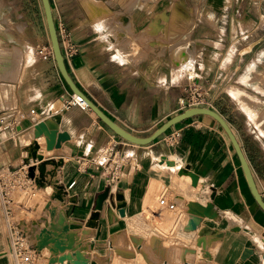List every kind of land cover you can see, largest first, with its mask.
<instances>
[{
  "label": "crops",
  "instance_id": "1",
  "mask_svg": "<svg viewBox=\"0 0 264 264\" xmlns=\"http://www.w3.org/2000/svg\"><path fill=\"white\" fill-rule=\"evenodd\" d=\"M170 1L150 6L157 0H50L57 30L67 28L79 50L73 57L65 56L70 78L112 121L145 138L185 111L179 102L185 96L187 74L193 71L207 92L209 108L221 114L235 132L264 199V127L256 128L252 118L257 108L264 110V0H201L203 6H183L176 0L173 6H165ZM45 48L50 50L51 42L41 0H0V118L9 126L0 132V168L28 170L50 161L47 171L55 172L53 179L46 178V189L28 177L33 185L31 196L41 193L43 199L30 208L24 206V217H18L15 208V218L28 226L37 222V233L44 229L51 222L45 206L53 194L47 182L58 181L68 192L67 199L77 198L75 204L66 201L65 206L51 201V208L58 210L55 221L62 213L64 225H70L64 243L71 235L76 240L74 248L88 246V264H97L90 254L93 244L94 252H109V246L116 252L133 251L134 259L126 262L115 253V260L139 264L141 244L132 242V236L145 242L148 235H156L148 220L159 221L151 204L162 195L176 202L173 218L166 223L172 242L166 248L160 244L163 239L156 238L141 264H264V212L251 195L228 136L212 117H192L146 146L128 143L91 109L63 108L74 93L54 57L42 58L39 49ZM245 99L255 101L257 108L243 109L249 105ZM235 113L244 116L247 130L245 126V130L235 129ZM40 121L71 139L47 151L46 141L42 148L39 138L38 154L44 159L27 163L34 126ZM174 129H181L182 135L177 145L170 146L165 137ZM108 148L114 149L111 156L105 155ZM118 156L126 163L117 168ZM187 167L198 176L196 187L190 176L178 173ZM73 181L76 185L70 190ZM108 187L111 195L105 209L87 228L97 196ZM119 193L124 197L125 217L116 208L108 209ZM191 203H211L217 219H201L193 207L201 223L196 230L189 229ZM68 205L72 213L66 217ZM204 227L218 232L205 238L210 258L196 244ZM84 230L88 234L83 235ZM42 254L44 264H49L48 247ZM111 259L110 264L114 263ZM0 264H16L1 192Z\"/></svg>",
  "mask_w": 264,
  "mask_h": 264
},
{
  "label": "water",
  "instance_id": "2",
  "mask_svg": "<svg viewBox=\"0 0 264 264\" xmlns=\"http://www.w3.org/2000/svg\"><path fill=\"white\" fill-rule=\"evenodd\" d=\"M45 18H46V23L49 31V36H50V42H51V49L53 53V57L55 59V62L57 64V67L64 78L65 82L68 84V86L71 88L74 94L83 96V94L76 88L74 85L72 79L70 78V75L67 71L66 64H65V57L62 52L60 40H59V35H58V30L55 24L53 12H52V7H51V2L50 0H41ZM84 97V96H83ZM85 98V97H84ZM89 109H91L97 116L98 118L112 131L114 132L115 135L118 137L122 138L124 141L137 145V146H146L163 136L167 131H169L172 127L192 118L195 116L199 115H207L212 117L224 130L226 135L228 136L234 151L238 157V160L240 162L244 177L246 179L248 188L251 192L252 197L254 198L256 204L264 212V199L262 198L261 193L258 190V187L255 182L254 175L252 173V169L250 167V164L244 154V151L242 149V146L233 131L232 127L228 123V121L218 112L215 110L208 108V107H194V108H188L181 114H178L165 122L162 126H160L153 134H151L148 137L141 138L137 137L123 128H121L119 125H117L114 121H112L108 116H106L101 110H99L94 104H92L87 98H85ZM34 141L31 143V146H29L28 149V155H27V163H29L30 160H33L34 162L43 161V156L38 154V150L40 149V145L38 143V139L41 138L42 136L45 137L46 141V150L47 151H52L54 149H59L62 147V143L69 141L71 139L70 135H68L65 132H60L57 129H53L48 125L46 121H40L34 126ZM53 161V160H52ZM52 162L47 161L39 164L37 167L36 166H31L28 168V176L30 179L34 180L35 183L39 188H44L46 187L45 181L48 176L53 179L55 177V172L54 171H47V165L51 164ZM168 166H171V163H167ZM38 169L39 175H36V170ZM179 175H186L190 176L192 179V186L196 187L198 185V176L193 174L192 172L189 171V167L183 168L179 170ZM48 185L52 186L53 188V194L50 196V200L52 201H57L61 203L63 206H65L66 201H68L70 204H75L77 202V198H68V192L65 190V187L63 185H59L58 181L53 182L48 181ZM110 188H106L104 192L100 193L95 202V213L91 217V220H89L86 223L87 228H92V221H97L99 218V213L102 212L105 209V203L109 200L110 198ZM114 198V199H113ZM108 206L109 211H112L114 208H116L117 212L121 217L126 216V208L124 205V197L121 193L115 195L113 197ZM213 198V196H212ZM116 202H115V201ZM193 207H197L198 213H200L201 219L203 217H208L211 219H217V214L214 213L213 206L211 203H208L206 206H202L200 204L196 203H191L189 204L188 208V213L191 215V218L189 220L188 228L191 230H196L198 226L201 223L200 220H196L195 218L197 214L195 211H193ZM46 210H49L50 213V219H51V224L49 225L48 223L46 224V228H44L42 231H40L37 240V250L38 252H41L44 247H48L49 252L51 253V256L49 258V264H68L69 259L74 260L75 256H77L80 260H82L83 264H88L87 259H82L80 256V252L76 251V248H74L75 244L72 246L69 244L64 243V235L70 231V225L66 224L64 225L65 221L62 218H57L56 216L58 213V210L56 208H51V202H48L45 206ZM108 211V212H109ZM72 213V206L68 205L65 210V215L66 217H69L70 214ZM57 225H60L62 227L61 230L58 228ZM58 230L61 231V235H59ZM87 231H84L83 233L86 234ZM210 233H215V235H218L216 232H213L209 227H204L202 230H200L198 234V239L196 241V244L198 247H201L204 253L205 257H209L210 255L207 252L208 245L210 244L207 242L205 239L206 236ZM66 251H70L69 254H65ZM73 252V253H72Z\"/></svg>",
  "mask_w": 264,
  "mask_h": 264
},
{
  "label": "built area",
  "instance_id": "3",
  "mask_svg": "<svg viewBox=\"0 0 264 264\" xmlns=\"http://www.w3.org/2000/svg\"><path fill=\"white\" fill-rule=\"evenodd\" d=\"M58 35L64 57L75 56L79 50L76 44L73 42L70 32L67 30V28L63 26L59 27ZM39 53L42 55L44 60H48L53 56L51 49H39ZM179 103L180 107L185 110L194 107L209 108L207 92L196 82V75L193 71H190L187 74L185 96L180 100ZM72 107H78L82 110L89 109L85 98L76 94L72 95L71 98L65 100L63 103L64 109H69ZM31 113H34V111ZM7 127L9 126H5L4 121L0 118V132ZM181 135V129H174L165 137V142L170 146H175L179 143ZM113 151V148H108L105 150V155L109 154L111 156ZM118 167L120 166L117 165V168ZM115 176H112L111 181H114ZM28 177V170L24 167L18 170L0 168V192L4 205V214L8 223L12 255L16 261V264H44L45 256L42 254L43 250L38 252L36 248L38 243L37 237L40 233V231L37 233L36 230L38 223H31L30 227L24 220H18V218H15L14 199L10 197V194L15 193L16 191L30 192V189H32L33 185L31 183L32 181ZM75 185L76 181H73L68 186V189H73ZM159 204L162 207L168 209L170 212L176 210V204L174 202H170L165 197L160 198ZM47 223L48 222H46V224ZM48 224L50 225L51 222Z\"/></svg>",
  "mask_w": 264,
  "mask_h": 264
},
{
  "label": "rangeland",
  "instance_id": "4",
  "mask_svg": "<svg viewBox=\"0 0 264 264\" xmlns=\"http://www.w3.org/2000/svg\"><path fill=\"white\" fill-rule=\"evenodd\" d=\"M90 1L92 2V0H89V2ZM97 1H101V0H97ZM181 1H182L183 6H191V5H194V6H203L202 5L203 2H201V0H197V1L196 0H192V1L188 0V3H190V5L185 0H181ZM159 2H160V0H157V2L154 5L151 4L150 6H160L159 5L160 4ZM174 2H176V0H171L170 3L166 4L165 6H173ZM90 6H92V5H90ZM245 101H247V100L245 99ZM247 102H245V103L247 104ZM245 106L246 105H243L241 107L243 109L250 110V108H248V106H246V107ZM228 111H229L230 114H232V109L231 108H229ZM256 112H259V113L262 112L261 115L259 116L260 118H258L262 122L259 121L258 119H257L258 121L257 120L254 121V123L255 122H258V123H255L257 125L256 128H259V126L264 127V110L258 108L256 110ZM232 118L233 119H237V120H235L237 123L234 124V125H237L236 128H235L236 130H238L237 127L239 129L245 130V128L247 127V125L245 124V118H244V116L242 114L239 115V113H235ZM230 120H232V119L230 118ZM254 123H253V125H254ZM244 126H245V128H244ZM246 130H247V128H246ZM259 130H261V129H259ZM239 135H242V133L239 132ZM122 158H123L122 156L121 157L118 156V157L115 158V162L118 163L119 166H122V163L123 164L126 163V161L125 160H122ZM10 197H12L15 200L14 207L16 209H18V213H19L18 214V217H24L25 216V211L22 209V208H24V206L27 205L30 208V206L33 204L34 201L36 202V200H38L37 202H40L43 199V197H39L38 198V196L32 197L31 194H30V192H28V191H19V192L16 191V194L15 193H11L10 194ZM160 198H162V195L157 196L156 197L157 201H154V203L151 204L152 207H153V209L155 210L156 214L160 217L159 221L155 220L153 222V220L151 218L148 220L149 221V224H150V231L154 232L156 235L152 236L151 238L149 237V235L147 236L148 240L150 238V242L149 243H147V238H146V240L144 242V240L142 238H138V237L132 236L133 242L136 239H139L140 240L141 243L140 242L139 243L138 242L136 243V241H135V243L136 244H141L140 251L141 250H143V251L139 252V254L140 255L143 254L142 256L145 255L146 259H147V256H148L147 255L148 254L147 252H149L150 251L149 248H151L150 245H153L154 243H156V238L159 239L161 237L163 239V241L160 242V244H162V246L163 247H166V248L169 246L170 242H172V240H171L172 238L168 234V232H169L170 229L168 230V227H167L168 225L167 224H168V220L170 219V217L173 218L172 216L174 215L173 214L174 212L172 213V212L169 211V213H168V210L165 207H162L159 204ZM149 216H150V214H148V217ZM167 217H169V218H167ZM58 218L60 219L62 217H60V215H59ZM84 231H87L86 234H88V230H84ZM86 234L83 233V235H86ZM68 239H69L68 240L69 241V244L71 246L76 243V240H75V237L74 236H71L70 235L68 237ZM97 246H99V244ZM137 246H139V245H137ZM93 247H94V244L92 245V253H90L92 255V262H93V260H95L97 262V264H110L111 263V260H113V259H111V257H112V258H114V263H112V264H118V262L115 260V256H116V254H118V256H119V250H117V252L116 251H113V250H110V248H109L110 246H109L106 249L109 252H101L100 250H96V252H94L95 249ZM143 247H144V249H143ZM85 250H88L89 251L88 246L82 247L81 249H76V251H79L80 252V256L82 257V259H87L85 257V254H86L87 251H85ZM69 253H70V251H69ZM69 253H67V254H69ZM157 255H158V257L160 256V258H164L163 256H161V254H157ZM119 258H121L123 260V257L119 256ZM69 263L70 264H83L82 263V260H80L77 256H75V259L74 260L69 259ZM141 263H142V258L139 257V264H141Z\"/></svg>",
  "mask_w": 264,
  "mask_h": 264
},
{
  "label": "bare ground",
  "instance_id": "5",
  "mask_svg": "<svg viewBox=\"0 0 264 264\" xmlns=\"http://www.w3.org/2000/svg\"><path fill=\"white\" fill-rule=\"evenodd\" d=\"M237 92H238V91H237ZM243 97H244V96H243ZM243 97H242V98H243ZM239 99H240V98H239ZM243 99H244V98H243ZM243 99H242V100H243ZM244 101H245V100H244ZM244 101H243V102H244ZM247 101H248V102H247ZM247 101H245V102L249 103V105L247 104V105H248V108H250V109H252V108H257L256 104L254 103L255 101H254V102H250L249 100H247ZM244 104H246V103H244ZM247 105H246V106H247ZM246 106H245V107H246ZM257 109H258V108H257ZM261 113H262V112H261ZM261 113H259V112H255V114L252 115L253 120L256 121V120L259 118V116L261 115ZM257 121H258V120H257ZM255 123H258V122H255ZM39 142H40V144L42 145V148H43V147L45 146V139H44V138H40V139H39ZM44 150H45V149H44ZM182 176H183V175H182ZM184 177H185V176H184ZM185 178H186V177H185ZM186 179L189 180V178H186ZM190 183H191V182H190ZM46 187H47V186H46ZM46 187H44L43 189H46ZM49 187H50V185H49ZM50 188H51V187H50ZM50 188H49L48 190H50ZM51 189H52V188H51ZM52 190H53V189H52ZM46 191H47V190H46ZM41 192H42V191H41ZM42 193H43V192H42ZM38 194H39V193H38ZM42 196H43V195L40 193L39 196H38V198H39V197H42ZM38 198H37V199H38ZM41 199H42V198H41ZM36 201H38V200H36ZM175 203H176V202H175ZM63 216H64V215L61 213V216H60V217H63ZM64 217H65V216H64ZM226 222H227V221H226ZM135 241H136V243H137V242H138V243L140 242L139 239L134 240V242H135ZM151 241H152V240H151ZM132 242H133V240H132ZM65 243H66V242H65ZM66 244H67V243H66ZM137 245L140 246V244H137ZM135 246H136V245H135ZM139 246H138V247H139ZM46 248H47V247H46ZM135 248H136V247H135ZM139 248H140V247H139ZM154 248H155V247H154ZM143 249H144V248H143ZM45 251H46V250H45ZM141 251H143V250H141ZM141 251H140V249H138V253L141 252ZM131 252H133V251H131ZM131 252H129V251H126V252H125V251H123V250L120 249V250H119V256L123 257V260H126V262H128V261L134 259L135 256H136V255H133ZM135 253H137V251H136V252L134 251V254H135ZM142 255H143V254H141V256H142ZM138 257H140V256H138ZM140 258H141V257H140ZM143 259H144V261L146 260L145 255L143 256ZM59 264H60V263H59ZM68 264H70V263L68 262Z\"/></svg>",
  "mask_w": 264,
  "mask_h": 264
}]
</instances>
